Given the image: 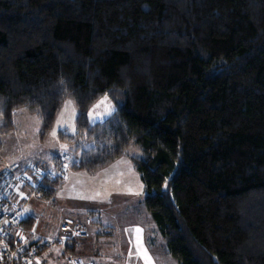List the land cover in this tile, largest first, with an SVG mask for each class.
<instances>
[{
	"label": "trees",
	"instance_id": "1",
	"mask_svg": "<svg viewBox=\"0 0 264 264\" xmlns=\"http://www.w3.org/2000/svg\"><path fill=\"white\" fill-rule=\"evenodd\" d=\"M104 96L116 108L92 125ZM67 98L73 167L138 145L144 204L179 264H264V0H0L5 130L23 107L47 136Z\"/></svg>",
	"mask_w": 264,
	"mask_h": 264
},
{
	"label": "rangeland",
	"instance_id": "2",
	"mask_svg": "<svg viewBox=\"0 0 264 264\" xmlns=\"http://www.w3.org/2000/svg\"><path fill=\"white\" fill-rule=\"evenodd\" d=\"M68 101L72 105L65 113V132L57 126V119ZM108 102L110 114L105 115L101 106L96 110L99 116L95 120L88 117L90 124L104 122L112 115L116 107L109 97ZM77 115L75 101L67 98L53 128L44 137L41 119L26 108L15 112L12 130H5L0 121V169L33 163L52 171L61 164L67 172V181L59 179L62 184L50 200L33 198L28 202L23 218L35 221L34 228L26 229L27 232L42 236L44 242L57 238L65 221L87 224L91 232L88 239L79 240L75 256H69L56 241L39 254V260L43 264H68L69 258L82 259L86 264H179L144 204L145 185L133 163V157L141 154L140 147L130 145L124 156L94 172L76 170L73 165L80 150L61 142L60 133L76 135ZM53 129L55 137L51 135ZM91 146L89 142H81V149Z\"/></svg>",
	"mask_w": 264,
	"mask_h": 264
},
{
	"label": "built area",
	"instance_id": "3",
	"mask_svg": "<svg viewBox=\"0 0 264 264\" xmlns=\"http://www.w3.org/2000/svg\"><path fill=\"white\" fill-rule=\"evenodd\" d=\"M67 180L66 169L58 164L51 171L29 163L24 167L6 166L0 169V264H43L39 254L51 242L66 249L68 244L91 236L87 224L65 221L57 238L45 239L36 233H28L21 222L28 202L41 198L40 187L45 179ZM68 264H86L82 259L69 258Z\"/></svg>",
	"mask_w": 264,
	"mask_h": 264
},
{
	"label": "snow or ice",
	"instance_id": "4",
	"mask_svg": "<svg viewBox=\"0 0 264 264\" xmlns=\"http://www.w3.org/2000/svg\"><path fill=\"white\" fill-rule=\"evenodd\" d=\"M71 105H72V102L71 101H68L65 104L64 109L60 112L59 118L57 119V126L59 128L64 129L65 132L67 131V128H65L66 121L64 120V117H65V113L68 111V109H69V107H71ZM101 106H103V108H104V114L105 115L110 114V112H111V106H110V104L108 102V97L105 96L96 105L93 106V109L88 113V116L91 119L95 120L99 116V113L96 110L99 109V108H101ZM75 116H76V112H75V109L73 108L72 109V112H71V119L74 120L75 119ZM72 131L73 132L75 131L74 125L72 126ZM51 135L53 137L56 136V129H53ZM137 231H139V229H137Z\"/></svg>",
	"mask_w": 264,
	"mask_h": 264
},
{
	"label": "crops",
	"instance_id": "5",
	"mask_svg": "<svg viewBox=\"0 0 264 264\" xmlns=\"http://www.w3.org/2000/svg\"><path fill=\"white\" fill-rule=\"evenodd\" d=\"M66 181H67V180H66ZM66 181H64V182H66ZM63 184H64V183H63ZM89 220H91V223H92V219H89ZM93 223L96 224V222H95L94 220H93ZM95 224H94V225H95ZM94 225H93V226H94ZM98 226H99V225H98ZM96 228H97V226H96ZM99 231H101V227H100V230H99ZM99 231H98V232H99ZM94 232H95V231H94ZM96 232H97V231H96Z\"/></svg>",
	"mask_w": 264,
	"mask_h": 264
}]
</instances>
